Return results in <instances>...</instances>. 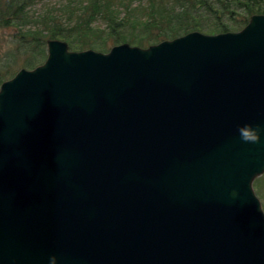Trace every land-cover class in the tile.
Here are the masks:
<instances>
[{
	"label": "water",
	"instance_id": "95a60500",
	"mask_svg": "<svg viewBox=\"0 0 264 264\" xmlns=\"http://www.w3.org/2000/svg\"><path fill=\"white\" fill-rule=\"evenodd\" d=\"M47 54L0 88V264H264V14Z\"/></svg>",
	"mask_w": 264,
	"mask_h": 264
},
{
	"label": "trees",
	"instance_id": "16d2710c",
	"mask_svg": "<svg viewBox=\"0 0 264 264\" xmlns=\"http://www.w3.org/2000/svg\"><path fill=\"white\" fill-rule=\"evenodd\" d=\"M261 14L264 0H0V29H14L23 45L34 46L37 59L28 66L35 68L46 61L49 40L77 52L107 53L124 43L148 48L195 31L238 32ZM254 188L261 196L260 178Z\"/></svg>",
	"mask_w": 264,
	"mask_h": 264
},
{
	"label": "rangeland",
	"instance_id": "374dc122",
	"mask_svg": "<svg viewBox=\"0 0 264 264\" xmlns=\"http://www.w3.org/2000/svg\"><path fill=\"white\" fill-rule=\"evenodd\" d=\"M48 1L55 2L57 0ZM38 7L39 6L36 4L30 11L33 13L37 12L39 11ZM146 32L147 31L140 30L139 34L141 37H146ZM23 44L20 37L16 36L14 29H0V87L4 82L12 79L21 69L32 70L36 68L28 66V63H32L37 59L36 55L33 56L35 51L34 46L30 44L25 46ZM260 187L261 196H259L257 192L256 194L263 204L264 175L260 177Z\"/></svg>",
	"mask_w": 264,
	"mask_h": 264
},
{
	"label": "clouds",
	"instance_id": "9594fccd",
	"mask_svg": "<svg viewBox=\"0 0 264 264\" xmlns=\"http://www.w3.org/2000/svg\"><path fill=\"white\" fill-rule=\"evenodd\" d=\"M238 133L240 140L244 143L259 144L261 142V135L264 134V125L256 124H246L242 127H238ZM238 193L233 192V196ZM49 264H57V257L51 256L49 258Z\"/></svg>",
	"mask_w": 264,
	"mask_h": 264
}]
</instances>
